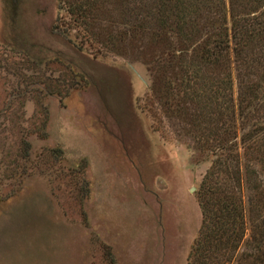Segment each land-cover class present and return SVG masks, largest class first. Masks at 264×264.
Instances as JSON below:
<instances>
[{
	"label": "rangeland",
	"instance_id": "1",
	"mask_svg": "<svg viewBox=\"0 0 264 264\" xmlns=\"http://www.w3.org/2000/svg\"><path fill=\"white\" fill-rule=\"evenodd\" d=\"M152 5L0 0V264H189L212 137L227 146L240 140L230 111L246 74L264 94V41L251 47L244 77L231 53L224 75L190 59L170 63L167 49L163 64L156 57L165 47L127 28L151 16ZM247 8L264 12V4ZM210 34L188 33L186 55ZM68 64L89 82L45 97L46 84L55 90L52 81L69 80ZM228 73L231 85L217 88L215 78ZM13 95L26 97L5 109ZM56 147L62 156L51 155Z\"/></svg>",
	"mask_w": 264,
	"mask_h": 264
},
{
	"label": "trees",
	"instance_id": "2",
	"mask_svg": "<svg viewBox=\"0 0 264 264\" xmlns=\"http://www.w3.org/2000/svg\"><path fill=\"white\" fill-rule=\"evenodd\" d=\"M151 2L155 4L151 16L141 19L136 18L143 14L136 16L134 22L130 21L127 28L134 33L135 37L139 38L142 35L145 40L165 47L161 58L156 57L157 62L158 60L163 61V64L168 62L164 55L167 49L165 54L166 57L171 55L170 63L190 59L197 63L198 67H206L208 64L207 67L210 69L214 67L224 75V66L231 67V63H224L226 62L224 58L227 56L228 59L231 53L236 64V72L241 71L238 75L245 76L243 71L248 69L244 66L245 62L249 57L256 56L250 50L251 47L255 49V44L264 41V12L252 13L247 6L249 3L262 6L264 0H229L228 6L224 0L219 2L196 0V6L191 10L187 6V0H151ZM122 22L120 24H123ZM152 24H155L154 29ZM204 29H212V34L205 42L194 47L187 56L185 45L188 33L202 34ZM125 30L120 34L125 33ZM122 40L124 42L126 39L122 38ZM231 41L235 43L233 48L229 46ZM152 47L149 46V48ZM149 48L148 50H152ZM176 51L180 52L179 58L175 56ZM24 54L29 57L27 52ZM29 62L34 63L36 67L42 66L32 60ZM258 67V69L264 67L261 57ZM67 70L71 76L69 80L52 81L56 92L50 84L45 85L46 82H41L45 85L44 90L47 91L45 97H53L54 93L62 96L59 91L61 85L74 88L81 80L89 82L87 77L75 70L71 64H68ZM164 71L160 68L162 74H165ZM222 75L215 78L217 88L222 84L220 82H223L225 87L232 83L229 73L223 76V79ZM248 75L246 74L248 78L238 83L242 96L238 101L240 105L237 113L233 109L230 111L235 138L236 130L242 127L240 140L227 146L218 141L219 138L212 137L216 143L212 153L214 158L197 190L202 224L192 255L188 258L189 264H213L214 258H216V264H264V121L261 122L262 117L255 113L257 108L260 110L263 108L259 103L264 100L262 96L264 94L261 90L262 83L259 84L260 80L257 79L255 81L257 84H254L248 80ZM200 80L203 83L209 79L200 78ZM67 93L68 89L65 91V94ZM25 97V95H13L5 109L11 108L13 102ZM40 97L42 98V95H39ZM257 105L259 107H256ZM221 117L226 118V113L220 112L218 120ZM254 120H257L256 123H253ZM51 152L53 156H62L57 147ZM231 164L234 166L232 167ZM243 190L246 194L244 195L245 204ZM201 257L206 258L207 262Z\"/></svg>",
	"mask_w": 264,
	"mask_h": 264
}]
</instances>
